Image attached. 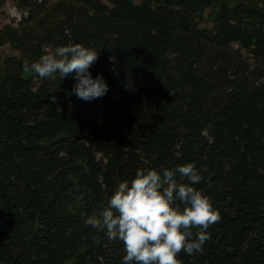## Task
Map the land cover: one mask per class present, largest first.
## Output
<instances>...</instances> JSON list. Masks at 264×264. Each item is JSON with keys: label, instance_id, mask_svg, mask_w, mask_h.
Listing matches in <instances>:
<instances>
[{"label": "trees", "instance_id": "obj_1", "mask_svg": "<svg viewBox=\"0 0 264 264\" xmlns=\"http://www.w3.org/2000/svg\"><path fill=\"white\" fill-rule=\"evenodd\" d=\"M14 1L22 17L0 28L13 49L0 57V264H123V242L85 215L138 167L188 161L220 219L182 264H264V0ZM70 42L98 51L99 115L70 110L67 76L24 71Z\"/></svg>", "mask_w": 264, "mask_h": 264}, {"label": "clouds", "instance_id": "obj_2", "mask_svg": "<svg viewBox=\"0 0 264 264\" xmlns=\"http://www.w3.org/2000/svg\"><path fill=\"white\" fill-rule=\"evenodd\" d=\"M97 58L95 48L70 42L26 60L23 68L41 78L72 74L71 92L91 101L110 87L103 73L94 76L90 70ZM202 179L194 161L138 167L117 182L98 213L85 215L84 223L123 242V264H182L178 253L202 252L211 237L209 226L220 219L211 198L197 187Z\"/></svg>", "mask_w": 264, "mask_h": 264}, {"label": "rangeland", "instance_id": "obj_3", "mask_svg": "<svg viewBox=\"0 0 264 264\" xmlns=\"http://www.w3.org/2000/svg\"><path fill=\"white\" fill-rule=\"evenodd\" d=\"M133 3H140L142 0H132ZM209 8L205 9V13L208 14ZM23 12L17 8V5L14 0H0V28L5 24H14L17 25V21L22 17ZM207 16V15H206ZM13 52V49L8 45H5L0 48V57H4ZM58 74V73H57ZM68 86L70 88V102L69 108L73 112H79L84 116L88 115H99L102 112L103 99L102 96L91 101L83 100L78 98L74 93L71 92V89L75 83L72 74H69L67 77ZM69 264H76L73 261H70Z\"/></svg>", "mask_w": 264, "mask_h": 264}]
</instances>
